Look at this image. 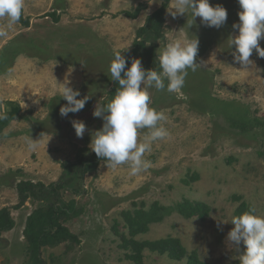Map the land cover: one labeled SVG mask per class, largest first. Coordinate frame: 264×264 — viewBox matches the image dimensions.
Listing matches in <instances>:
<instances>
[{"label":"rangeland","instance_id":"rangeland-1","mask_svg":"<svg viewBox=\"0 0 264 264\" xmlns=\"http://www.w3.org/2000/svg\"><path fill=\"white\" fill-rule=\"evenodd\" d=\"M164 3L25 0L19 23L0 37V112L11 110L10 120H0V210L7 208L14 221L0 234V264H190L193 252L209 264L240 261L244 245L237 250L227 244L231 218L242 202L264 215V58L254 50L247 67L233 59L228 37L238 31L232 27L239 22L237 0H210L227 9V22L219 29L204 26L199 17L188 28L191 15L173 18L168 8L174 0L168 1L157 54L171 39L197 38L201 67L188 70L180 93L148 89L150 106L165 113L161 123L169 132L146 154L151 167L131 176L127 165L107 168L100 161L82 172L77 162L92 158V134L103 124L92 115L94 107L115 95L108 73L114 53L132 56L140 41L151 46L153 39L143 28ZM259 43L264 47V38ZM149 63L160 71L158 56ZM66 79L79 89L78 98L91 94V99L80 112L62 117L60 107L67 101L59 90ZM73 120L85 123L83 138L76 136ZM65 162L78 165L70 171V183H81L79 194L70 187L36 186L23 199L20 181L46 187L68 180ZM184 200L206 203L209 214L183 217L176 205ZM72 202L75 215L66 209ZM154 203L166 207L167 214L135 238H179L187 249L184 258L148 248L140 262L129 257L122 212L149 210ZM57 208L69 211L59 215L67 231L62 239L42 244L34 262L27 220L34 212L48 218ZM220 219L228 221L218 229Z\"/></svg>","mask_w":264,"mask_h":264},{"label":"clouds","instance_id":"clouds-1","mask_svg":"<svg viewBox=\"0 0 264 264\" xmlns=\"http://www.w3.org/2000/svg\"><path fill=\"white\" fill-rule=\"evenodd\" d=\"M25 0H0V37H6L8 32L19 23L24 11ZM153 0H149L152 3ZM240 10L239 22L232 27L236 35L228 37L229 48L235 62L247 67L252 64L250 57L256 54L264 58V47L259 41L264 38V0H237ZM169 14L191 15V27L197 17L206 27L219 29L227 22V9L222 5L213 6L210 0H174ZM198 39L174 38L169 40L158 53L160 71L145 69L139 58H134L128 66L122 51H116L110 61L108 73L112 81L119 87L115 95L105 104L97 102L92 115L103 120L102 127L92 134L90 147L97 157L106 161L107 168L127 165L129 175L135 176L151 167V161L146 154L153 150L156 141L169 136L168 130L161 123L166 121L164 112L151 107V96L148 89L166 90L169 93H180L188 70L195 72L200 63L196 62L198 54ZM167 80V84H165ZM59 90L60 97L67 103L60 107V115L67 117L69 113H78L84 109L91 99V94L82 98L79 89L70 86L65 80ZM6 113L0 112V120L6 119ZM76 136L83 138L86 125L83 121L73 120ZM147 130L142 139L141 131ZM33 140V139H32ZM34 141V140H33ZM35 148V143L29 144ZM228 220L220 219L217 227ZM234 227L227 233V244L239 250L241 243L244 251L240 253V264H264V215L256 213L255 208H249L240 215L233 216Z\"/></svg>","mask_w":264,"mask_h":264},{"label":"trees","instance_id":"trees-1","mask_svg":"<svg viewBox=\"0 0 264 264\" xmlns=\"http://www.w3.org/2000/svg\"><path fill=\"white\" fill-rule=\"evenodd\" d=\"M169 0H165V3L155 12V14L149 16L146 20V25L143 28L145 33H147L153 39V44L151 46H146V44L142 41L137 43V46L134 50V54L131 56L129 54H122L125 56L128 66H130L132 59L139 58L142 62V66L145 69H154L156 70L152 64H150V60L154 57H157V49H158V41L163 38L162 33V23H163V12L165 7L167 6ZM53 15L54 21L58 20V17ZM119 87L116 82H113L112 91L115 92L116 88ZM11 111V110H10ZM10 111L6 114L7 118L3 119V123H6L11 119ZM103 122V120H102ZM100 161H105L102 158L97 157L95 152L92 154V158H83L77 161L80 165H82V172L93 167L96 163ZM63 168L67 174V179L64 181H60L59 183L49 184L48 186H44L42 183L33 184L30 181H20L17 185L19 189L20 195L25 199L27 197L26 192L32 191L36 186H40L41 188H47L50 191L59 190L61 188L70 187L73 192L79 194L82 189L81 183H70V179H73V176H70L72 169H77L78 165L76 163L65 162L63 163ZM71 208H66L67 210L60 211V208L55 209V212L49 215V217H45L40 212H34L31 214L26 223V234L28 236L30 247H31V258L35 262V257L39 254V249L42 244L46 242H51L48 240L49 238L62 239L65 230L59 220L60 214L67 213L68 216L70 214L75 215L77 212L74 209V204L72 202ZM249 208H253L246 203L242 202L237 207L235 214L240 215L241 213L247 211ZM176 211L185 218H191L193 216H198L200 218H205L209 212L210 207L202 202V201H189L184 200L176 205ZM168 210L166 207L159 205L158 203H154L149 210H135L133 212L123 211L122 215L126 221V224L129 229V235L122 236V240L126 247L131 249V253L129 257L136 262H140L142 260V252L145 248L166 251L168 255L175 259H182L187 256V249L182 244L179 238L173 236H167L164 238H159L156 240H137L135 236L139 233L145 232L148 229V225L150 223L161 222L164 216L167 214ZM14 225V221L10 216V213L7 208H2L0 210V234L2 230L11 228ZM35 226H39L35 228ZM113 231L116 234H119L118 230H116V226H113ZM190 264H209L203 260H200L197 255L193 252L190 256L189 260ZM235 264H240V261H236Z\"/></svg>","mask_w":264,"mask_h":264}]
</instances>
